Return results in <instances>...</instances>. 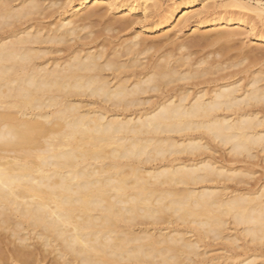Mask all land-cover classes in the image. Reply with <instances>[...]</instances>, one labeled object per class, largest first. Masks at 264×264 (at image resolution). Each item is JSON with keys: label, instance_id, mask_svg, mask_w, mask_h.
<instances>
[{"label": "bare ground", "instance_id": "6f19581e", "mask_svg": "<svg viewBox=\"0 0 264 264\" xmlns=\"http://www.w3.org/2000/svg\"><path fill=\"white\" fill-rule=\"evenodd\" d=\"M125 1L123 5L117 6L116 0H21L23 4L37 6L34 11H26L28 31L21 32V36L28 53L37 58L39 66L47 70L49 83L68 76L73 87L80 84L97 91L106 89L112 94L124 93L134 97L138 105L143 106L124 105L129 110L105 112L100 117L93 106L85 103L81 105L80 125L71 128L60 115L64 111L59 106L62 101L43 97V94L40 104L27 110L16 111L12 107L5 111L0 108V138H4L0 142V167L6 170L2 179L5 183L16 181V194L25 209L21 217L13 221L0 217V264L14 258H33L17 255L22 248L29 249L33 243L39 246L34 255L36 264H46L48 256H41L42 249L52 251L61 247L63 250V240L70 239L85 227L86 217L66 216L63 213L65 194L54 191L57 185L62 182L70 185L75 183L74 192H94L98 183L107 191L122 187L126 178H132L133 184L148 192L153 203L162 201L166 206L179 210V214L174 211L159 223H154L153 231H162L167 235L174 230L176 237L197 250L202 260L227 264L228 261L243 257L250 264H261L264 261V251L260 246L257 247L259 243H252V236L258 240L262 231L259 221L264 213V205L259 197L264 188H260L258 173L248 171L250 162L247 152L252 149L253 144L250 136L239 130L238 122L243 119L253 120L255 130L259 133V125L264 120L260 119V111L245 117L243 113L252 110L246 106H237L234 99L242 98L243 94L251 91L253 84L256 85L257 92L264 87L261 83L264 78L260 71L261 62L257 64L254 58L255 55L257 58L259 56L252 53L254 64L251 59V64L247 62L246 66L243 60L247 57L248 61L250 53L248 55L245 48V52L240 48V53L235 54L238 53L235 51V55L232 52L234 49H231V54L237 57H233L235 59L232 55L222 59L227 53H219L221 56L216 53L211 58L210 54L195 53L198 55L195 57L194 52L191 51L192 54L190 50L184 49L187 42L162 51L168 45L165 44L167 40L163 42L168 39L169 34L163 32L161 38L158 36L159 39L153 41L148 36L143 37L136 28L131 30L130 38L126 36L128 38L123 40L114 39V35H117L115 33L137 24L138 16L132 13L139 6V0ZM16 2L17 0H0V30L12 26L9 20L15 23L12 19L15 14L12 10L6 11L3 5L8 3L15 6ZM193 3V0L170 3L160 11L157 21L151 26L144 25L143 22L142 30L148 33L164 30L177 20L173 26L175 29L179 23L193 19L200 13V10L195 11L191 7L178 10L180 4ZM62 4L68 8L66 13H62L61 19L47 25L43 20L40 21V18L52 13V8H59ZM243 7L264 12V3L259 1L247 3ZM113 10L124 14L111 20L107 12ZM105 16L108 19H104ZM146 17L144 11L142 18ZM96 19L106 21L100 31L94 32L90 25ZM229 20L226 17L222 22L219 19L206 24L209 31L215 32ZM204 21H196L190 27V33L199 36L193 38L189 45L207 41L205 37L208 35H204L205 31L201 33L206 25ZM235 33L223 30L218 36L215 35L218 37L215 39H220V43L221 40L229 42L233 40ZM58 45L62 47L58 48ZM150 50L154 51H151L152 55ZM147 52H150L149 57L146 56ZM8 58L0 51V61ZM255 63L259 65L258 68L254 67ZM20 70L17 64L13 65L12 81L17 79ZM8 91V88L0 87V94H7ZM160 93L171 96L177 106L183 103L195 118L207 120L210 125L218 127L224 138L223 142L206 141V146L209 147L207 152L190 155L182 151L181 146L205 139L200 132L176 127L158 133L155 128H148L146 122L152 115L150 109L158 102L157 96ZM210 104H216L219 109L213 114L214 119L207 115ZM36 108L41 110L36 111ZM102 118L107 120L109 126L115 122L120 127H102ZM230 128L237 130L235 135L228 131ZM229 140L235 142L244 154L234 155V148ZM219 148H222L223 153L217 157L215 154L220 152ZM42 150L57 157V163H63L59 159L62 154L77 153L67 164L72 175L68 176L67 171L51 177L39 175L40 164L29 154ZM125 156L130 158L125 159ZM258 161L257 156L256 162ZM210 162L214 168L219 165L215 172L193 174L202 164ZM44 171H54L51 161ZM105 173L110 175L113 182L110 187V182L103 178ZM9 232L15 234L17 240L28 243L20 245L8 240L5 234ZM218 241L240 251L231 252L230 248L231 251L223 245L219 248L222 253L208 254L216 251L214 249L218 246L212 249L209 246L216 245ZM9 244H14L15 247L10 248Z\"/></svg>", "mask_w": 264, "mask_h": 264}, {"label": "snow or ice", "instance_id": "6c2138e0", "mask_svg": "<svg viewBox=\"0 0 264 264\" xmlns=\"http://www.w3.org/2000/svg\"><path fill=\"white\" fill-rule=\"evenodd\" d=\"M199 3H203V0H199ZM3 7L6 11H13L15 15L12 19L15 20V23L13 24L12 20H9L12 26L0 30V51L9 57L0 61V69H2L0 70V87L9 89L7 94H0V108L5 111L12 107L16 111L27 110L39 105L42 98L41 94H43V97L62 101L59 106L64 111L60 115L71 128L80 125L81 105L85 103L93 106L96 114L100 117H103L105 112L115 113L129 110L124 108V105H138V101L134 97L124 93L112 94L106 89L97 91L92 87L84 88L80 84L73 87L68 76L55 83H49L46 75L47 70L39 66L37 58L28 53L21 36V32L28 31L26 11L28 9L34 11L37 6L23 4L21 0H17L15 6L5 3ZM185 7H193V5L180 4L178 10L183 11ZM201 14H203V10ZM261 17L262 23H264V13L261 14ZM260 35L259 43L261 51L264 52V27L261 28ZM70 63L73 62L70 61ZM14 64H17L21 70L17 79L12 81ZM260 71L264 77V63L260 65ZM261 83L264 84V78H262ZM255 89L256 85L253 84L251 91L243 94L242 98L234 99L237 106H246L252 110L243 113L245 117L254 115L255 111H260V119L264 120V87L259 92ZM33 92L36 94L34 95ZM77 99L79 103H77ZM157 101L155 106L150 109L152 115L146 122L148 128H155L158 133L176 127L195 129L205 138L197 143L181 146L182 151H186L190 155L202 154L209 150L206 141L223 142L224 138L218 127L210 125L207 120L195 118L183 103L177 106L172 101L171 96L166 93H160L157 96ZM138 106L142 107L143 105L139 104ZM40 110V108H36V111ZM217 111L219 109L216 104H210L207 115L214 119L213 114ZM238 124L239 130L247 133L250 136V142L253 144L252 149L247 152L250 162L248 171L260 173V188H264V123L259 125V133L255 130L253 120L243 119ZM100 125L111 128L120 127L115 122L109 126L107 120L103 118L100 120ZM228 131L235 135L237 130L230 128ZM3 140L4 138H0V142ZM229 143L234 148V155L244 154L235 142L229 140ZM29 155L34 156L40 164L38 174L51 177L63 171H67L68 176H71L72 171L67 168V164L78 154L71 152L70 154H62L59 159L63 163H57V157L51 155L47 150ZM257 156L259 157L258 162H256ZM129 158L130 156H125V159ZM49 161H51L53 172L44 171ZM218 167L219 165L214 168L212 162L206 165L202 164L201 168L195 170L193 174L205 171L215 172ZM5 173L6 170L0 167V217H7L9 221H13L20 218L25 209L19 203V197L16 194V181L5 183L2 179ZM103 178L110 182V187V184L113 183L110 175L105 173ZM75 187V183L70 185L62 182L55 187L54 191L65 194L62 206L63 213L66 216L86 217L85 227L78 230L70 239L65 238L63 240V250L61 247H56L52 251L47 248L42 249L41 256H48L46 264H222L219 261L202 260L197 250L186 244L183 239L176 237L174 230L167 235L162 231H153L154 223H159L161 219L171 215L174 211L179 214V210L166 206L162 201L153 203L152 196L141 190L138 185L133 184L132 178H126L122 187L110 188L107 191L101 188L98 183L94 192H74L73 188ZM259 190L257 189V191ZM259 200L264 205V192L261 193ZM259 223L262 228L261 234L258 240L252 236V243H259L262 251H264V213H262ZM5 235L8 240L20 245L28 243L24 240H17V236L10 232ZM9 247L12 248L15 245L9 244ZM38 247L37 244L33 243L29 249L22 248L17 253L22 257L33 258L20 260L14 258L5 264H36L34 255ZM227 264H250V262L239 257L236 261H228ZM261 264H264V261Z\"/></svg>", "mask_w": 264, "mask_h": 264}, {"label": "rangeland", "instance_id": "374dc122", "mask_svg": "<svg viewBox=\"0 0 264 264\" xmlns=\"http://www.w3.org/2000/svg\"><path fill=\"white\" fill-rule=\"evenodd\" d=\"M175 1L176 2H180V1L181 2H183V1L187 2L189 0H139V6H137L136 10L132 13L133 15L138 16L137 24L132 25L131 27H129V29H126L125 31L123 30V31H120L118 33H115L117 35H114L115 36L114 39L118 38L119 40L120 39L123 40V38H128L130 36L131 30H134L135 28L137 31H139L143 35V37L148 36L149 40L153 39V41H154V39H157L158 36H159V38H161V35H163V32H164L165 34H169V37H168V39H165V41L163 39L161 42L164 41L163 43H165L167 40V43H165V44H168L169 46L168 45L166 46L165 44H163L165 46L161 49L162 51H163V49L169 50L170 47H172V49H173V46L176 47L179 44H184V42L185 43L187 42L186 44H188V45L185 44L186 46L184 45L185 46L184 49L188 50V51L190 50V52L191 51L194 52V55H195V53L198 55H203V54L209 55L210 54L209 57L211 58L212 55L214 56L216 53H218V54L219 53H221V54L227 53L228 55L226 54L225 56L223 55L221 57L222 59H224L226 56L228 57V56L232 55L231 54L232 52L234 54V52L237 51L238 53L235 52V54H239L241 51L240 48H242L243 52L246 51L248 53V55L250 53V55H249L250 57H248V61H247V57H246L245 61L243 60V63L247 64L246 66H248L247 62L251 61V59H252L251 63L254 64V58H255V60H256L255 62L257 64H259L261 62L260 63V65H261L262 62H264V52L262 53L260 51L261 45L259 43V41L261 39V35H260L261 28L264 27V23H262L261 14L264 12H257V11H254L253 9L248 8V7H243L244 5H247V3L254 4L256 1H259L260 3H264V0H203V3H199V0H193L194 3L192 4L193 7H191V8L195 11L200 10V13L198 15L194 16L193 19L191 18L190 20L182 22L181 24L179 23V26H176V28H175L177 30L173 29V26H175L177 20L172 22L168 27L166 26L167 28H164V30H160V31H156V32H149V33L144 32L142 30L143 28H141V25L143 22H145L144 25L146 24L147 26H151L154 23V21H157L156 20L157 15L160 13V11L163 8L167 7L170 3L175 2ZM124 2L126 3L125 0H116L117 6L123 5ZM195 5H199V6H195ZM57 6H59V5H57ZM57 8H52V10H54V9L57 10L55 12L51 10L52 13L54 12L53 16H52V13L50 15H47L49 17H47L45 15V18H43L44 16H39V18L40 17L43 18V19L40 18V21L42 22V20H43V23H46V25H47V23L52 22V24H54L55 23L54 21H56L57 19H61V17L63 16L62 13H66L65 11L68 7L66 5L62 4L61 7L59 6V8L58 9ZM119 10H121V8H119ZM119 10L109 11V13L107 12V16L109 18L111 17L110 19L113 20L112 19L113 17L116 18V16L118 17V16L124 14V12H120ZM202 10H203V14H201ZM144 11L146 12L147 17L143 19L142 15H143ZM107 16H105L104 19H108ZM226 17L230 19L229 20L230 22L222 24V26H220L218 28V30H215V32H214V30L209 31V27L207 26L208 24H210L209 22L212 23L213 21L219 20V19L222 22V19L226 18ZM216 18H218V19H216ZM104 19H99V20L96 19V21L95 20L93 21L94 24L92 23V25H90V26H91L92 30L94 29V32H96L97 30L100 31L103 28V26L105 24L104 21H106ZM203 20L206 21V22L204 21L205 24L208 22V24H206L205 27L202 28V31H201V33L205 31L204 35H206V36L208 35L207 37H205L207 39V41H204V43L202 41L197 45L194 44L193 46H191L192 44L189 45L190 41L192 43L193 38L199 36V34L198 35H192L190 33V30H191L190 27H192L196 23V21L198 22V21H203ZM108 21H110V20H108ZM138 21H139V23H138ZM137 27H139V28H137ZM223 30L224 31L232 30V31L236 32L235 36H233L234 38L232 37L233 40L229 39L232 41L227 42L228 40L227 41L221 40L222 43H220V39H218L219 41L217 40V38H218L217 36ZM166 31H168V32L166 33ZM207 31H209V34ZM217 33H218V35H217ZM201 35H203V34H201ZM215 35H217V36H215ZM126 36H128V37H126ZM215 37H217V38L215 39ZM258 37H260V39ZM155 42H156V40H155ZM228 43L230 44L229 46H228ZM257 44L259 45V47ZM170 45H172V46H170ZM225 45H226V48H225ZM231 45L233 48L231 47ZM255 46L258 48H255ZM61 47H62V45H58V48H61ZM165 47H167L168 49ZM243 48H245L244 49L245 51L243 50ZM225 49H228V50H225ZM231 49H234V51L232 50V52H231ZM256 49H258V50H256ZM161 50H159V51H161ZM247 50L248 51L252 50V52L251 51L248 52ZM151 51H153V50H150V52ZM182 51H183V49H182ZM254 52H255V54H257L259 56L258 58L255 54H254L255 57L253 56L254 58H252L251 54ZM149 53L147 52V54H146L147 57L152 55V52L150 53V55H148ZM156 53H158V52H156ZM221 54H219V55L221 56ZM198 55H195V57ZM51 56H53V55L51 54ZM216 57H218V56H216ZM233 57H235V56L232 55V58ZM235 58H237V57H235ZM235 58H233V59H235ZM256 63L254 65V67L258 68L259 65H256ZM244 64H243V66H244ZM219 149H220L219 150L220 152L218 151L219 153L215 154L217 157L221 156L223 153L222 148H219ZM257 175L259 176V178L261 180L260 173H258ZM254 177H255V175H254ZM255 178H257V176ZM253 180H251V181H253ZM163 226H164V224H163ZM221 243H220V241H218L216 243V245H214V246L210 245L209 246L210 249H212V247L215 248L216 246H218L217 247L218 250H217V248H215L214 250H216V251H214V252L212 251L208 254H220V253H222V250L219 248H222L225 242L223 243V241H222ZM219 246H221V247H219ZM224 246L227 247V249L229 251L232 250L231 252H239L240 251V249H238V248H236V249L230 248L231 245H229V244L224 245ZM259 246L260 245H258L257 247H259Z\"/></svg>", "mask_w": 264, "mask_h": 264}]
</instances>
